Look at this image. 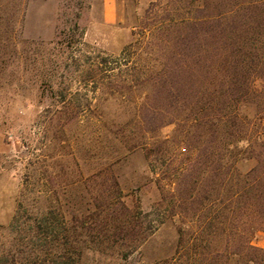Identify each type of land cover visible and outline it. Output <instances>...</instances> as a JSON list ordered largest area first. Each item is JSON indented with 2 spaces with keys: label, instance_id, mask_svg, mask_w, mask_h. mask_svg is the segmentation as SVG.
<instances>
[{
  "label": "rangeland",
  "instance_id": "374dc122",
  "mask_svg": "<svg viewBox=\"0 0 264 264\" xmlns=\"http://www.w3.org/2000/svg\"><path fill=\"white\" fill-rule=\"evenodd\" d=\"M164 15L163 0H0V264L30 255L241 264L223 252L226 223H215L220 233L210 241L218 254L195 250L187 236L180 242L181 228L194 232L196 223H183L171 180L193 162L195 144L182 143L175 124L148 132L145 123L165 121L146 99L149 85L107 78L131 44L157 48L144 28ZM130 137L149 144L136 147ZM195 207L184 205L187 216ZM122 223L149 236L121 241ZM69 242L79 243L71 255L52 248ZM253 244L264 249V231Z\"/></svg>",
  "mask_w": 264,
  "mask_h": 264
},
{
  "label": "trees",
  "instance_id": "16d2710c",
  "mask_svg": "<svg viewBox=\"0 0 264 264\" xmlns=\"http://www.w3.org/2000/svg\"><path fill=\"white\" fill-rule=\"evenodd\" d=\"M163 1L164 18L144 28L148 45L157 48L131 44L112 62L117 73L107 78L130 89L149 85L146 99L154 98L165 121L145 123L148 132L175 124L182 143L195 144V159L171 180L181 194L183 223H196L194 232L181 228L180 242L187 236L195 250L212 251L210 241L220 233L215 223H226L227 262L240 257L241 264H264V249L253 244L264 231V0ZM144 141L128 139L136 147L149 144ZM187 202L196 205L190 216ZM118 232L121 241L149 236L131 223ZM77 244L52 248L65 247L71 255ZM31 256L21 264H77L70 256Z\"/></svg>",
  "mask_w": 264,
  "mask_h": 264
},
{
  "label": "crops",
  "instance_id": "0c3cea01",
  "mask_svg": "<svg viewBox=\"0 0 264 264\" xmlns=\"http://www.w3.org/2000/svg\"><path fill=\"white\" fill-rule=\"evenodd\" d=\"M4 140H3V137L0 135V152L3 150V147H4Z\"/></svg>",
  "mask_w": 264,
  "mask_h": 264
}]
</instances>
